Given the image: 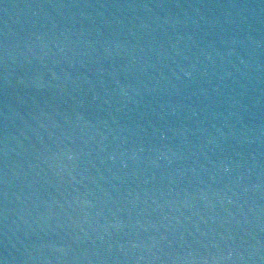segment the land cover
Returning <instances> with one entry per match:
<instances>
[{"label": "water", "instance_id": "obj_1", "mask_svg": "<svg viewBox=\"0 0 264 264\" xmlns=\"http://www.w3.org/2000/svg\"><path fill=\"white\" fill-rule=\"evenodd\" d=\"M0 264H264V0H0Z\"/></svg>", "mask_w": 264, "mask_h": 264}]
</instances>
